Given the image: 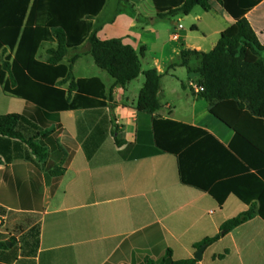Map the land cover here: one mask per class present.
Returning a JSON list of instances; mask_svg holds the SVG:
<instances>
[{"label": "crops", "instance_id": "crops-1", "mask_svg": "<svg viewBox=\"0 0 264 264\" xmlns=\"http://www.w3.org/2000/svg\"><path fill=\"white\" fill-rule=\"evenodd\" d=\"M108 1L94 29L103 40L132 45L142 72L123 85L94 60L93 74H73L104 82L105 107L64 110L56 120L6 93L0 81V114L25 113L21 132L47 149L41 159L27 142L0 134V264H146L167 249L175 259L192 258L197 243L250 207L234 194L220 205L208 192L183 184L176 155L157 148L152 130L153 118H172L231 142L235 130L212 112L217 101L191 85H201L200 75L190 72L201 66V56L190 54L183 65L182 50L209 51L203 21L215 8L226 24L210 33L217 36L211 49L234 19L216 0L209 11L196 6L188 15L164 18L153 0H114V10L102 20ZM56 46L44 42L38 57L47 61ZM89 51L86 40L63 62L78 55L73 72ZM152 68L162 74V105L148 113L138 109V101L144 72ZM46 125L55 130L44 138ZM197 264H264V219L255 216L223 234Z\"/></svg>", "mask_w": 264, "mask_h": 264}, {"label": "trees", "instance_id": "trees-1", "mask_svg": "<svg viewBox=\"0 0 264 264\" xmlns=\"http://www.w3.org/2000/svg\"><path fill=\"white\" fill-rule=\"evenodd\" d=\"M107 0H0V56L4 55L0 81L6 93L24 98L46 115L59 119L64 110L101 108L107 92L99 77L72 78L78 55L63 62L69 50L86 40L96 64L115 79L128 84L142 72L140 55L120 38L101 39L94 18ZM234 19L209 51L184 48L182 64L190 54L201 56V66L190 69L201 77L202 96L217 101L212 112L235 130L228 145L209 130L172 118H153L157 148L176 155L180 179L211 194L223 205L230 194L249 209L227 220L220 233L195 245H211L223 234L247 220L264 219V0H216ZM162 18L190 14L196 6L212 9V0H153ZM55 41L43 61L38 52L44 42ZM138 109L154 113L160 109V80L156 69L145 72ZM69 83L68 87H64ZM26 114H0V134L27 142L41 159L47 149L27 139L19 126ZM47 126V125H46ZM49 125L44 138L54 132ZM0 245H2L0 243ZM195 257L175 259L172 249L146 264H197Z\"/></svg>", "mask_w": 264, "mask_h": 264}, {"label": "rangeland", "instance_id": "rangeland-1", "mask_svg": "<svg viewBox=\"0 0 264 264\" xmlns=\"http://www.w3.org/2000/svg\"><path fill=\"white\" fill-rule=\"evenodd\" d=\"M114 0H109L108 1V6L105 10L104 16H102V20H105V17H108L111 12L114 10ZM196 11L203 12V8L201 6L196 7ZM205 21V26L204 25ZM204 21H203V26L205 27L208 35V38L206 42L204 43V48L207 50H211V44L217 37L215 34L210 33L217 27L225 26L226 22L225 20L220 17L219 13L217 12L216 8L212 12V14H206L204 16ZM182 24H185L184 21H181ZM93 66V67H92ZM98 66L95 64L94 59L92 57L91 53L84 54L79 62V64L76 66L75 70L72 72V75H78V74H86V75H91L93 74V69H98Z\"/></svg>", "mask_w": 264, "mask_h": 264}, {"label": "water", "instance_id": "water-1", "mask_svg": "<svg viewBox=\"0 0 264 264\" xmlns=\"http://www.w3.org/2000/svg\"><path fill=\"white\" fill-rule=\"evenodd\" d=\"M206 248V245H203L202 247H200L198 250H197V252H196V254H195V258L196 259H198V260H200V259H202V257H203V252H204V249Z\"/></svg>", "mask_w": 264, "mask_h": 264}, {"label": "built area", "instance_id": "built-area-1", "mask_svg": "<svg viewBox=\"0 0 264 264\" xmlns=\"http://www.w3.org/2000/svg\"><path fill=\"white\" fill-rule=\"evenodd\" d=\"M191 85L197 90V91H204L205 87L203 85H199L197 83L192 82Z\"/></svg>", "mask_w": 264, "mask_h": 264}]
</instances>
